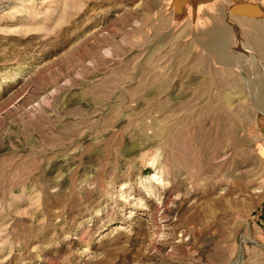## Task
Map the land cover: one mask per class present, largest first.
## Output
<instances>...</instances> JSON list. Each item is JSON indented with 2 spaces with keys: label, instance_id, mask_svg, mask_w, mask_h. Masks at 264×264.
Segmentation results:
<instances>
[{
  "label": "rangeland",
  "instance_id": "obj_1",
  "mask_svg": "<svg viewBox=\"0 0 264 264\" xmlns=\"http://www.w3.org/2000/svg\"><path fill=\"white\" fill-rule=\"evenodd\" d=\"M217 1L0 0V264H264V17Z\"/></svg>",
  "mask_w": 264,
  "mask_h": 264
},
{
  "label": "water",
  "instance_id": "obj_2",
  "mask_svg": "<svg viewBox=\"0 0 264 264\" xmlns=\"http://www.w3.org/2000/svg\"><path fill=\"white\" fill-rule=\"evenodd\" d=\"M211 1L212 0H171L170 7L173 10L174 20H181L185 16L187 7L196 9L199 4H208ZM224 11L227 16L246 19L256 20L264 17V7L246 0H233V4L229 7L225 6Z\"/></svg>",
  "mask_w": 264,
  "mask_h": 264
},
{
  "label": "bare ground",
  "instance_id": "obj_3",
  "mask_svg": "<svg viewBox=\"0 0 264 264\" xmlns=\"http://www.w3.org/2000/svg\"><path fill=\"white\" fill-rule=\"evenodd\" d=\"M223 1V10H224V7L227 6L229 7L231 4H233V1H230V0H226V3H228L227 5H225V0H222ZM212 3L210 4H199L197 6L198 9H201V8H205V7H208V8H214L216 10H220V7H219V4H218V1L217 0H212L211 1ZM224 15V14H223ZM217 16V15H216ZM186 17V16H184ZM184 17L182 19H184ZM217 18V17H216Z\"/></svg>",
  "mask_w": 264,
  "mask_h": 264
}]
</instances>
